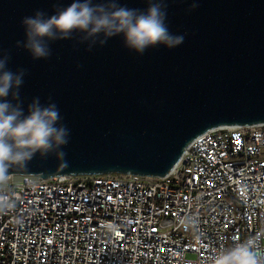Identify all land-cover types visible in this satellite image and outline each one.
I'll use <instances>...</instances> for the list:
<instances>
[{"label": "water", "instance_id": "95a60500", "mask_svg": "<svg viewBox=\"0 0 264 264\" xmlns=\"http://www.w3.org/2000/svg\"><path fill=\"white\" fill-rule=\"evenodd\" d=\"M73 0H0V50L8 69H27L21 107L36 97L55 103L70 129L62 146L68 167L55 154L39 153L15 180L58 175L131 173L165 176L187 146L205 131L264 124V0H166L169 31L184 35L172 49L158 45L143 55L122 35L104 45L70 39L49 42L52 55L33 60L17 40L26 39L21 20L37 10L48 16ZM94 4L105 0H92ZM147 9L148 0H118ZM0 53V54H2ZM81 65V67H77ZM49 97L51 99H49ZM7 99L16 103L11 95Z\"/></svg>", "mask_w": 264, "mask_h": 264}, {"label": "built area", "instance_id": "2783aa9c", "mask_svg": "<svg viewBox=\"0 0 264 264\" xmlns=\"http://www.w3.org/2000/svg\"><path fill=\"white\" fill-rule=\"evenodd\" d=\"M7 191L0 264H215L250 237L264 249V124L205 131L162 177L11 176Z\"/></svg>", "mask_w": 264, "mask_h": 264}, {"label": "clouds", "instance_id": "9594fccd", "mask_svg": "<svg viewBox=\"0 0 264 264\" xmlns=\"http://www.w3.org/2000/svg\"><path fill=\"white\" fill-rule=\"evenodd\" d=\"M148 5L145 11L121 6L118 0H105L99 4H94L92 0H73L63 8L53 5L56 11L51 16L37 10L34 16L21 20L26 39L17 40L15 46L23 47L36 60L52 55L49 42L70 39L76 32L83 34L79 42L87 41L88 51L97 42L102 46L108 38L118 35H122L126 48L140 55L158 45L169 49L181 45L185 36L172 34L166 24V0H148ZM198 7V0H193L188 11ZM9 59L7 53L0 54V98L11 95L16 101L13 104L7 99H0V213L15 207L7 191L12 175L9 169L15 167L26 171L27 163L37 153L41 157L55 154L63 167H68L62 146L67 145L70 138V129L60 123L62 117L55 103L42 106L39 97H36L28 105V114H24L20 88L27 69L9 70ZM195 223V217L188 218V225L194 226ZM258 245L259 241L250 237L231 248H223L214 257L215 264H264V249Z\"/></svg>", "mask_w": 264, "mask_h": 264}]
</instances>
